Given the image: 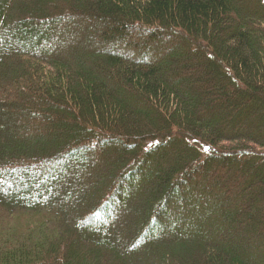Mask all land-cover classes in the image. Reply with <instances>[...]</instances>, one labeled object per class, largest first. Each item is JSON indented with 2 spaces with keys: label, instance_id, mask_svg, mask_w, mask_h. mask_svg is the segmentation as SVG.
<instances>
[{
  "label": "trees",
  "instance_id": "1",
  "mask_svg": "<svg viewBox=\"0 0 264 264\" xmlns=\"http://www.w3.org/2000/svg\"><path fill=\"white\" fill-rule=\"evenodd\" d=\"M0 264H264V0H0Z\"/></svg>",
  "mask_w": 264,
  "mask_h": 264
},
{
  "label": "rangeland",
  "instance_id": "2",
  "mask_svg": "<svg viewBox=\"0 0 264 264\" xmlns=\"http://www.w3.org/2000/svg\"><path fill=\"white\" fill-rule=\"evenodd\" d=\"M123 49H126L127 50V55L129 56V57H133V56H135L134 55V53L131 51V47H129V48H123ZM122 52H123V50L122 49H120ZM148 52V51H147ZM146 52V53H147ZM143 54V56L144 55H146V54H144V53H142ZM152 57H151V54H149L148 56L146 55V60H150ZM73 170V171H72ZM61 171V170H60ZM75 169H71V174L69 175V174H67V179H71V176L72 175H75V174H77V173H75ZM75 173V174H74ZM92 174H95V171L93 172V169H90V171H89V173L88 174H85L84 176H82V177H80V180H78V178H75L74 177V181L75 182H77V183H80L81 181L82 182H86V183H88V182H91V175ZM69 187V188H68ZM126 189H128L129 188V185H125L124 186ZM72 189H73V187H72V185L71 184H69V185H67V186H64V188L63 189H61L60 191V195L62 196V199H64V197L67 195V193L69 194V193H71V191H72ZM130 190H133V185L131 184V186H130ZM75 200H77V201H79L80 200V198H78V197H75ZM117 203V202H116ZM125 205V204H124ZM132 209H134V211H132L133 213H136L137 215H139V214H142L144 211V208H143V206H136V207H132ZM130 213L131 215L133 214V213ZM115 217H116V219H118V221L119 222H126V220H125V218H124V216L123 215H121V213L119 214H116L115 215ZM114 219V218H113ZM131 219V222L133 223V222H135L136 220H137V218H136V215L134 216L133 215V217L132 218H130ZM113 221V220H112ZM127 222H128V220H127ZM130 222V223H131ZM131 223V224H132ZM134 239V238H133ZM133 239H131V238H129V240L127 241L128 242V245H130L131 246V244H133V242H134V240Z\"/></svg>",
  "mask_w": 264,
  "mask_h": 264
}]
</instances>
